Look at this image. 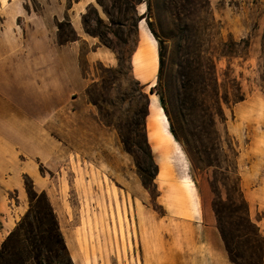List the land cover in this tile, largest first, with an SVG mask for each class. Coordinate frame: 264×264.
<instances>
[{
	"label": "rangeland",
	"instance_id": "obj_1",
	"mask_svg": "<svg viewBox=\"0 0 264 264\" xmlns=\"http://www.w3.org/2000/svg\"><path fill=\"white\" fill-rule=\"evenodd\" d=\"M209 1L218 37L250 42L247 56L223 57L218 62L221 92L228 88L235 91L241 84L246 96L237 103H224L223 114L214 127L192 120L180 110L173 84L175 57L169 38L168 0H149V9L145 3L137 5L138 14H143V19L137 21L139 41L130 40L128 45L125 40L133 23L132 0H103L111 18L97 0L86 5L72 0H0V43L8 45V33L12 35L13 29L20 38L26 36V161L37 163L44 177V183L36 187L26 174L24 187L9 191L15 223L12 231L30 207L48 210L42 197L30 196L32 184L38 192L46 193L63 236L76 231L84 235L80 240L85 246L88 240H94V231L130 229V214L134 228L135 213L146 207L159 215L166 211L186 215L168 198L169 187H180L172 197H198L204 212L213 217L217 226H224L240 263L260 264L264 238L257 224L249 221L241 173L253 163L264 165V141L259 142L264 136V0ZM83 16L116 51L135 49L132 59L136 73L127 74L126 68L111 72L108 68L118 67L117 52L83 26L80 69L85 85L72 94L52 43L57 46L60 39L72 37V19L83 24ZM38 30L51 44L44 62L36 60L39 51L33 45ZM162 50L165 59L156 86L159 94L150 90L158 83ZM92 51L95 56H109V60H88L87 54ZM146 54L147 59L137 60ZM153 54L158 58L157 66ZM132 74L145 84L148 99L139 92ZM161 95L167 107L163 112L159 110ZM147 109L146 130L153 158L141 136ZM161 119L169 125L166 151L156 147L150 134L149 122L162 127ZM134 198L148 206L133 205ZM88 231L90 238L86 237ZM16 244L18 241L11 239L1 247L0 264H6ZM60 247L55 264H71ZM50 255L55 257L54 253ZM26 264L35 263L29 260Z\"/></svg>",
	"mask_w": 264,
	"mask_h": 264
},
{
	"label": "crops",
	"instance_id": "obj_2",
	"mask_svg": "<svg viewBox=\"0 0 264 264\" xmlns=\"http://www.w3.org/2000/svg\"><path fill=\"white\" fill-rule=\"evenodd\" d=\"M92 1L79 0L77 4L86 5ZM72 23L80 38L57 46L53 42L52 45L57 53L56 61L73 89L72 94H75L85 85L80 69V43L85 39L82 22L72 19ZM8 34V45L0 43V249L15 225L9 191L21 190L26 174L33 178L36 187L44 183L38 164L26 161V36L20 38L17 29H13L12 35ZM33 45L39 51L36 60L44 62L45 51L51 44L41 30L37 31ZM94 53L92 51L87 54L88 60H109L107 55L95 56ZM146 56H138L137 60L142 62L147 59ZM152 59L157 66L156 54L152 55ZM132 65L135 74L133 59ZM161 122L160 131L168 138V123L163 119ZM261 141H264V136L259 138ZM241 185L248 201L250 217L264 237V165L253 163L242 171ZM44 188L42 186L41 189ZM175 189L179 190L180 187L168 188V198L181 206L186 215L171 214L169 211L159 215L155 210L147 208L148 204L142 199L134 198L131 199L133 205L146 207L139 210V214L135 213L134 228L130 214V229L94 231V240H88L87 246L80 240L84 235L73 230L64 234L72 263L236 264L229 258L213 217L208 216L198 205L199 198L172 197ZM183 190L187 192L185 188ZM87 234L86 237L90 238L89 231Z\"/></svg>",
	"mask_w": 264,
	"mask_h": 264
},
{
	"label": "trees",
	"instance_id": "obj_3",
	"mask_svg": "<svg viewBox=\"0 0 264 264\" xmlns=\"http://www.w3.org/2000/svg\"><path fill=\"white\" fill-rule=\"evenodd\" d=\"M72 1L78 2L79 0ZM97 1L104 7L105 12L111 18L113 15L105 8L103 0ZM132 2L134 6V11L131 15L133 23L127 41L125 40L127 45L130 40L139 41L137 21L143 19V14H138L137 5L145 3L147 9L150 8L149 0H132ZM209 5V0H168V13L171 19V35L169 38L172 40V49L175 57L174 67L176 75L174 76L173 84L181 112H184V115L192 120L214 127L217 118L223 114L224 103H237L244 100L246 96L241 84L236 87L235 91L228 88L224 93L221 92L218 62L223 57L233 59L247 56L250 42L246 39L238 41L233 37H229L228 40L218 37L220 33L217 30L216 20ZM148 24L151 28L152 22L148 21ZM83 26L87 33L98 36L104 45L116 51L112 43L103 39V33L99 29L91 27L85 16H83ZM79 38L74 29L73 36L67 39H60V44H67ZM134 51L135 49L132 47L123 49V51H116L119 60L118 67H110L108 69L111 72H117L126 68L128 70L127 74L133 73L132 57ZM159 56L158 83L155 87H151L150 90L153 93H159L156 86L159 85L164 67L165 54L163 50L160 51ZM262 69L264 75V34L262 40ZM132 78H135L133 74ZM134 80L139 85L141 95L148 99V94L144 91L145 84L142 85L139 79ZM160 100L163 109L166 111L167 107L162 95L160 96ZM147 115L148 109L143 113L141 136L149 149V155L153 158L146 130ZM170 130L174 137L178 138L177 132L172 126ZM155 168L157 174L158 166L155 165ZM29 192L31 197L32 195L42 197L47 204L48 210L39 206L30 207L2 245V248H4L7 241L11 239L18 241V244L12 246V251L6 258V264H11L13 260L15 264H26V261L29 260H33L35 264H43V262L55 264L58 260L56 257L58 258L59 256L58 246H61V250L67 253L69 262L73 264L64 236L46 193L44 191L38 192L34 184H32ZM49 215L51 219L48 218ZM249 221L255 224L251 219ZM218 228L223 237L230 260L236 264H242L233 253L232 244L224 226L219 223ZM258 233L261 234L259 228ZM261 237L264 238L262 234ZM2 248L0 249V256H3ZM53 253L55 257L50 255ZM260 264H264V246Z\"/></svg>",
	"mask_w": 264,
	"mask_h": 264
},
{
	"label": "bare ground",
	"instance_id": "obj_4",
	"mask_svg": "<svg viewBox=\"0 0 264 264\" xmlns=\"http://www.w3.org/2000/svg\"><path fill=\"white\" fill-rule=\"evenodd\" d=\"M159 110L162 111V112L164 111V109H163L162 106H160V109ZM165 121H166V119H165ZM166 126H167L166 131L169 132L168 124H166ZM149 127L151 129L150 134H151L152 139L155 142L156 146L159 149H161L163 151H166L165 149L168 148V146H169V139L167 137H164L162 135V133L160 131V126L158 125V123H156V122H149Z\"/></svg>",
	"mask_w": 264,
	"mask_h": 264
}]
</instances>
